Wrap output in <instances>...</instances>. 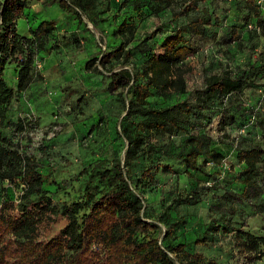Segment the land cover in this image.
Here are the masks:
<instances>
[{"label": "trees", "instance_id": "trees-1", "mask_svg": "<svg viewBox=\"0 0 264 264\" xmlns=\"http://www.w3.org/2000/svg\"><path fill=\"white\" fill-rule=\"evenodd\" d=\"M49 1L73 15L78 24L84 18L93 28L101 25L97 0ZM124 1L136 15L142 10L153 16L166 12L167 25H174L155 51L154 44L149 43L160 27L144 34L132 48H125L133 39L135 27L130 20L122 21L110 32L114 46L85 62L86 70L106 74L107 92L118 97L123 116L117 138L124 142V150L121 159L96 160L78 186L79 198L64 205L53 202L45 192L36 159L19 142L12 141L13 135L25 134V123L8 124L12 132L9 136L3 130L12 98L26 91L38 77L33 72V61L37 53L46 51L54 26L49 20L42 21L28 37L20 36L16 20L25 8V0H0V183H15L21 190L18 204L13 207L16 216L0 212V264H217L174 242L177 229L184 224L174 211L198 203L204 188L175 196L152 220L143 207L141 191L155 181L160 166L151 162L135 176L131 169L143 156L174 161L186 175L204 174V166L210 163L217 176L222 174L208 187L219 193L212 201L219 221L226 214H234L235 204L244 203L253 214H264V203L258 202L264 194V146L251 144L252 128L264 136V109L246 104L242 94L264 77V46L252 63L209 72L203 76L201 87L187 91L185 76L190 70L184 61L196 52L197 42H219L240 50L244 47L236 26H228L227 34L218 35L212 30L220 22L217 4L228 0ZM232 3L242 26H251L245 31L247 41L256 31L264 33V17L254 0ZM132 51L139 54L140 64L129 70L126 67ZM9 64H14L16 71L13 87L3 80ZM152 96L166 103L150 105L148 99ZM213 115L218 117L215 127L220 139L229 138L225 133L228 127L240 131L234 140V159L240 165L237 171L229 165L228 170L219 173L222 156L210 149L213 139L206 131ZM248 118L253 124H248ZM138 127L159 141L146 143L134 133ZM56 216L64 217L66 224L51 239L37 241L34 236L39 224ZM159 225L164 227L162 236L153 238L151 233L159 230ZM233 240L248 264L260 260L264 235L237 229ZM201 242L202 238L194 243Z\"/></svg>", "mask_w": 264, "mask_h": 264}, {"label": "rangeland", "instance_id": "rangeland-1", "mask_svg": "<svg viewBox=\"0 0 264 264\" xmlns=\"http://www.w3.org/2000/svg\"><path fill=\"white\" fill-rule=\"evenodd\" d=\"M254 1L257 5L260 0ZM217 8L220 22L212 30L221 35L228 33V26H236L244 47L240 50L219 42H197L196 52L184 61V66L190 70L185 76L187 91L201 87L203 76L209 72L252 63L264 46V33L259 31L254 33L251 41H247L245 31L251 26H242L232 0L220 1ZM143 11L141 15H136L124 0H97L96 13L102 22L100 27L93 28L84 18L82 24H78L73 15L61 11L49 0H25V8L16 20L17 33L28 37L30 30L47 20L53 23L54 30L46 51L37 53L34 58L33 72L38 77L26 91L12 98L4 121L8 123L3 130L9 136L12 132L8 124L17 121L25 123V134L13 135L12 141L19 142L22 149L36 159L44 178V190L53 202L67 205L77 200L80 196L78 186L96 160L122 158L124 142L117 138V132L123 113L118 97L107 92L106 74L86 70L84 65L114 46L115 40L110 32L122 21L130 20L135 27L133 39L125 48H132L144 34L160 27L149 43L154 44V50L158 51L159 42L174 24L167 25L169 16L166 12L153 16ZM139 64V54L132 51L126 68L136 69ZM15 73L14 64L5 67L3 80L6 85L14 86ZM242 94L246 104L264 109V77L256 80L254 87L245 88ZM122 97L125 98V95ZM148 102L153 106L166 103L155 96ZM217 119V116H212V123L206 131L213 139L210 149L222 156L219 173L228 170L229 165L237 171L240 165L234 159V140L240 131L228 127L225 133L229 138L220 139L221 135L215 127ZM248 124H253V119H249ZM252 129L251 144L264 146V136ZM134 133L146 143L156 144L159 141L158 137L141 127L136 128ZM220 140L222 142L218 143ZM151 162H157L160 169L155 181L141 191L143 207L150 218L154 220L175 196L202 187L198 203L181 206L174 211L184 221L175 233L174 242L183 244L185 251L199 253L217 264H248L244 253L234 247V232L240 229L256 236L264 235V214H253L244 203L235 204L234 214H226L219 221L212 207L214 196L219 193L208 187L214 185L222 174L217 176L210 163L204 166V174L186 175L176 162L158 160L150 155L141 157L131 172L138 176L140 169ZM208 174L211 178L207 177ZM20 194L17 184L0 183V212L3 216H16L13 207L18 204ZM258 202L264 203V194ZM65 224L66 219L61 216L54 217L52 221L44 220L37 227L34 237L37 241H47L56 236ZM163 231L164 227L159 225V230L151 235L160 239ZM200 238L203 242L195 244V240ZM261 252L262 256L255 264H264V248Z\"/></svg>", "mask_w": 264, "mask_h": 264}, {"label": "built area", "instance_id": "built-area-1", "mask_svg": "<svg viewBox=\"0 0 264 264\" xmlns=\"http://www.w3.org/2000/svg\"><path fill=\"white\" fill-rule=\"evenodd\" d=\"M257 5L260 8L261 12L264 13V2L260 0L257 2Z\"/></svg>", "mask_w": 264, "mask_h": 264}]
</instances>
